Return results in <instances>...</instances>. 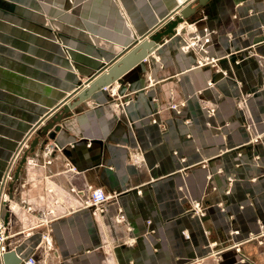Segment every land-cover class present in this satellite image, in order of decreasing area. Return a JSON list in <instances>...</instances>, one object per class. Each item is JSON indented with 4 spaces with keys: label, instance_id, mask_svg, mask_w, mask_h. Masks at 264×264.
Here are the masks:
<instances>
[{
    "label": "crops",
    "instance_id": "1",
    "mask_svg": "<svg viewBox=\"0 0 264 264\" xmlns=\"http://www.w3.org/2000/svg\"><path fill=\"white\" fill-rule=\"evenodd\" d=\"M192 2L0 0V180L28 138L11 184L12 230L33 228L14 248L21 258L264 264V236L245 241L264 229V0L212 1L107 89L64 110ZM89 186L110 196L98 214L77 191ZM42 216L51 249L41 245L45 227H33Z\"/></svg>",
    "mask_w": 264,
    "mask_h": 264
},
{
    "label": "built area",
    "instance_id": "2",
    "mask_svg": "<svg viewBox=\"0 0 264 264\" xmlns=\"http://www.w3.org/2000/svg\"><path fill=\"white\" fill-rule=\"evenodd\" d=\"M262 29L264 32V24L262 25ZM264 43V38L261 41ZM105 89L108 86L104 87ZM112 91H114L112 89ZM114 93V92H113ZM119 100L116 106H121L122 101L121 97H118ZM183 103H173L171 104L170 108H173L180 112V107ZM156 120V119H155ZM163 124V123H161ZM249 127V126H248ZM261 135H257L253 140H258ZM28 141V138L21 144L20 148L14 154L12 159L10 160L8 167L0 180V264H4L2 260V255L4 252L9 250H13L16 245L22 242L24 239L28 238L32 234V227L28 229H24L26 231L25 235L22 237L20 233L22 230H12L11 226V219L10 213L15 211L17 208L20 207L14 201L12 192H11V184L14 180V172H15V165L17 161L21 157L23 149ZM54 150L53 146H50L47 151L46 155H50ZM71 169L76 170V167L72 166ZM80 194H82V200L84 204V208H93V213L98 214V212L103 211L102 205L109 199V195L106 194L103 188L101 187H93L89 186L87 190H77ZM28 210H31V207H27ZM195 212L197 214H202V205L200 202L195 203L194 206ZM44 226L45 230L41 233V245L46 249L53 248V226L51 224V219L47 217L39 218L38 223L33 227ZM235 232H238L236 230ZM264 236V229L261 228V231L258 234H251L245 241L259 239L260 237ZM35 256L31 255L26 258H22L19 264H36Z\"/></svg>",
    "mask_w": 264,
    "mask_h": 264
},
{
    "label": "water",
    "instance_id": "3",
    "mask_svg": "<svg viewBox=\"0 0 264 264\" xmlns=\"http://www.w3.org/2000/svg\"><path fill=\"white\" fill-rule=\"evenodd\" d=\"M216 2L217 0H194L191 4H185L183 8L176 14L174 17L170 18L166 23L164 28H162L156 34H151L149 38H142V40L137 43L133 48H131L128 52H126L123 56L118 58L114 63H112L107 70L101 72L94 79H92L87 86H84L80 91L77 92L74 100L68 102L65 106V112L70 111L78 102L85 100L91 94L101 88H104L108 85H111L114 81L124 75L127 71L137 65L142 59L147 57L149 53L154 51L158 45L159 41L164 36H171L177 33L176 28L184 22L185 19L189 18L191 15L195 14L197 11H201V9L208 7L211 2ZM215 9V8H214ZM202 14V12H200ZM210 17L215 18L217 14H214ZM197 28H201V24H197ZM211 28V26H209ZM201 33V30H200ZM258 39H262L258 37ZM63 114L58 113L53 121L49 122L44 126V129L51 132L49 134H54L56 130L59 129V126H55L54 122L60 121L62 119ZM51 135V136H52ZM26 158L22 160L25 161ZM2 260L4 264H19L22 258L18 255V253L13 249L7 252H4L2 255Z\"/></svg>",
    "mask_w": 264,
    "mask_h": 264
},
{
    "label": "rangeland",
    "instance_id": "4",
    "mask_svg": "<svg viewBox=\"0 0 264 264\" xmlns=\"http://www.w3.org/2000/svg\"><path fill=\"white\" fill-rule=\"evenodd\" d=\"M263 174H264V170H263ZM259 230H260V228H259Z\"/></svg>",
    "mask_w": 264,
    "mask_h": 264
}]
</instances>
